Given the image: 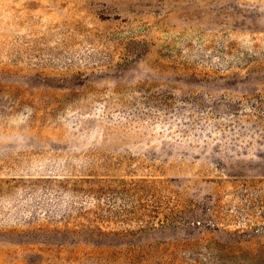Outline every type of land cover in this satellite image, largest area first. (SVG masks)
Returning a JSON list of instances; mask_svg holds the SVG:
<instances>
[{
    "label": "rangeland",
    "instance_id": "obj_1",
    "mask_svg": "<svg viewBox=\"0 0 264 264\" xmlns=\"http://www.w3.org/2000/svg\"><path fill=\"white\" fill-rule=\"evenodd\" d=\"M0 264H264V0H0Z\"/></svg>",
    "mask_w": 264,
    "mask_h": 264
}]
</instances>
